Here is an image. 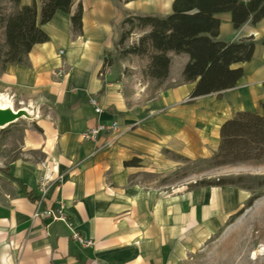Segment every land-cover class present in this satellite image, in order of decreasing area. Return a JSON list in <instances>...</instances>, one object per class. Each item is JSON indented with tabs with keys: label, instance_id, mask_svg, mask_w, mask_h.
<instances>
[{
	"label": "crops",
	"instance_id": "obj_1",
	"mask_svg": "<svg viewBox=\"0 0 264 264\" xmlns=\"http://www.w3.org/2000/svg\"><path fill=\"white\" fill-rule=\"evenodd\" d=\"M34 2L39 24L43 0ZM32 3L20 0L12 12ZM172 3L73 0L70 14L56 11L40 26L48 41L35 45L25 64L0 70V107L35 114L0 136L8 149L0 156L6 165L0 168V264H176L250 198L233 186L189 189L188 183L168 191L151 183L153 175L178 169L179 159L210 160L221 125L239 112L261 114L264 102V18L236 29L229 13L217 16L219 41L254 42L252 58L234 66L242 77L223 92L190 99L195 82L182 78L188 55L168 53L170 69L160 84L144 74L149 57H119L123 20L166 17ZM79 6L82 29L74 33L70 17ZM147 32L134 33L127 45ZM92 98L100 114L88 103ZM111 122L120 127L112 147H105L113 137L106 133L95 142L81 139L85 130ZM8 139L18 143L14 156ZM238 169L264 176V160ZM60 204L93 247H80L64 223L34 217ZM262 204L264 193L251 207Z\"/></svg>",
	"mask_w": 264,
	"mask_h": 264
},
{
	"label": "trees",
	"instance_id": "obj_2",
	"mask_svg": "<svg viewBox=\"0 0 264 264\" xmlns=\"http://www.w3.org/2000/svg\"><path fill=\"white\" fill-rule=\"evenodd\" d=\"M126 2L133 0H125ZM172 12L166 17H126L118 41L119 57H149L144 74L162 83L168 76L171 59L168 53L188 55L189 61L182 71L184 82H195L190 99L232 89L242 77L240 67L254 53L251 38L237 42L219 41V14L229 13L234 28L248 21L253 24L264 18V0H172ZM20 0H12L15 8ZM73 0H43L39 24L37 8L23 6L14 13L0 18L4 29V45L0 47V70L10 64H25L31 49L48 41L40 28L49 22L56 11L71 13ZM72 30L82 29V7L70 17ZM137 41H130L137 32H145ZM262 113L239 112L220 127L218 151L211 158L213 166L220 167L264 160V102ZM137 160L126 163L135 165ZM242 178L200 181L199 187L241 186ZM263 185V184H262ZM260 195L251 196L242 209L230 219L240 216L250 208Z\"/></svg>",
	"mask_w": 264,
	"mask_h": 264
},
{
	"label": "rangeland",
	"instance_id": "obj_3",
	"mask_svg": "<svg viewBox=\"0 0 264 264\" xmlns=\"http://www.w3.org/2000/svg\"><path fill=\"white\" fill-rule=\"evenodd\" d=\"M12 0H0V18L12 14ZM4 45V29L0 23V47ZM0 131V136L8 130ZM4 132V133H3ZM17 137V136H16ZM9 150L13 151L11 156L16 154L18 143L8 139ZM0 139V156L6 153L2 150ZM179 168L170 171L164 177L153 175L152 184L162 187L165 190H172L173 187L190 184L189 189H198L200 181H215L218 179L242 178V188L253 195L264 193V176L242 174L238 169L241 165H226L215 167L212 160H200L191 162L188 160H178ZM5 163H0V168L4 169ZM263 184V185H262ZM245 205V204H244ZM264 205L250 207L233 219H229L227 224L219 228L205 242L193 250H186L184 256L176 264H264Z\"/></svg>",
	"mask_w": 264,
	"mask_h": 264
},
{
	"label": "built area",
	"instance_id": "obj_4",
	"mask_svg": "<svg viewBox=\"0 0 264 264\" xmlns=\"http://www.w3.org/2000/svg\"><path fill=\"white\" fill-rule=\"evenodd\" d=\"M63 70L59 72V76H62ZM88 103L94 108L95 112L97 114H100L102 112V109L99 107V104L96 99L92 98L89 99ZM108 134L113 136L106 144L105 147H112L113 145V140L116 136L120 134V127L116 122H111V123H99L87 130H85L81 134V139L84 141H90V142H95L98 137L101 134ZM42 195L45 194V188L42 186ZM63 205L60 204L55 211L53 210H48L46 212H43L40 214L39 212H36L34 214V217H46L51 219L53 222H62L64 223L70 230L71 236L70 238L76 242L80 247L83 248H90L94 246V242L92 240H85L78 232H76L74 229H72L71 224L67 222V219L64 216L63 213Z\"/></svg>",
	"mask_w": 264,
	"mask_h": 264
},
{
	"label": "water",
	"instance_id": "obj_5",
	"mask_svg": "<svg viewBox=\"0 0 264 264\" xmlns=\"http://www.w3.org/2000/svg\"><path fill=\"white\" fill-rule=\"evenodd\" d=\"M34 117V113L30 114L24 109L14 111L9 105L4 108L0 107V130L6 128L21 118L32 119Z\"/></svg>",
	"mask_w": 264,
	"mask_h": 264
},
{
	"label": "bare ground",
	"instance_id": "obj_6",
	"mask_svg": "<svg viewBox=\"0 0 264 264\" xmlns=\"http://www.w3.org/2000/svg\"><path fill=\"white\" fill-rule=\"evenodd\" d=\"M6 106H8V105H2L1 108H2V107H6ZM263 252H264V251H263Z\"/></svg>",
	"mask_w": 264,
	"mask_h": 264
}]
</instances>
